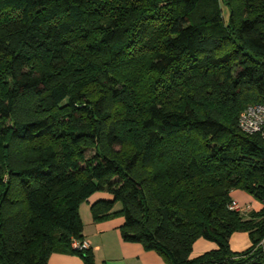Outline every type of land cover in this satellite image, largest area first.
Here are the masks:
<instances>
[{
	"label": "trees",
	"instance_id": "trees-1",
	"mask_svg": "<svg viewBox=\"0 0 264 264\" xmlns=\"http://www.w3.org/2000/svg\"><path fill=\"white\" fill-rule=\"evenodd\" d=\"M256 103L264 0H0V264H96L73 243L98 192L93 221L124 217L166 264H264V138L238 123ZM200 238L218 248L191 258Z\"/></svg>",
	"mask_w": 264,
	"mask_h": 264
},
{
	"label": "crops",
	"instance_id": "crops-1",
	"mask_svg": "<svg viewBox=\"0 0 264 264\" xmlns=\"http://www.w3.org/2000/svg\"><path fill=\"white\" fill-rule=\"evenodd\" d=\"M231 198L246 206L245 218L250 213L260 211L263 208L261 201L252 194L242 189H233ZM110 194L98 192L92 195L88 201L90 204L98 199H109ZM84 222L83 239L86 240L95 253L96 264H166L163 257L153 250H146L140 243L124 241L121 235V226L125 219L117 216L105 221L94 222L91 216L85 219L80 212ZM230 247L234 252H244L252 247L250 235L246 231H236L230 238ZM218 245L204 238L198 239L191 253V258L199 257L209 251L215 250ZM48 264H84L78 255L54 252Z\"/></svg>",
	"mask_w": 264,
	"mask_h": 264
},
{
	"label": "built area",
	"instance_id": "built-area-1",
	"mask_svg": "<svg viewBox=\"0 0 264 264\" xmlns=\"http://www.w3.org/2000/svg\"><path fill=\"white\" fill-rule=\"evenodd\" d=\"M239 127L247 134H260L264 138V104H249L242 110L239 116ZM230 208L237 211L241 215L246 213V206L239 203L236 199H232ZM264 247V240L261 242ZM73 246L79 249L89 248L90 245L86 240L81 242L74 241Z\"/></svg>",
	"mask_w": 264,
	"mask_h": 264
},
{
	"label": "rangeland",
	"instance_id": "rangeland-1",
	"mask_svg": "<svg viewBox=\"0 0 264 264\" xmlns=\"http://www.w3.org/2000/svg\"><path fill=\"white\" fill-rule=\"evenodd\" d=\"M80 212L82 213V215L84 216V219L86 217V215L91 216V204L89 203L88 200L82 202V204L80 205Z\"/></svg>",
	"mask_w": 264,
	"mask_h": 264
}]
</instances>
